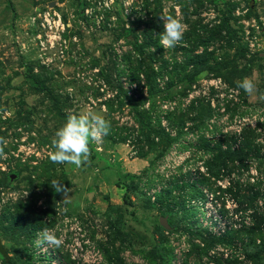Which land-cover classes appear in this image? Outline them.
<instances>
[{
    "label": "rangeland",
    "instance_id": "rangeland-1",
    "mask_svg": "<svg viewBox=\"0 0 264 264\" xmlns=\"http://www.w3.org/2000/svg\"><path fill=\"white\" fill-rule=\"evenodd\" d=\"M45 12L61 18V26L51 28ZM161 16L186 25L172 49L144 44L163 32ZM206 47L217 73L181 81L186 56ZM150 53H157L154 66L167 63L162 90L152 97L145 68L136 67L142 61L149 67ZM245 77L256 85L252 95L238 87ZM136 105L179 137L164 154L161 146L149 148ZM86 111L110 121L109 134L91 145L81 167L54 163L56 131L69 114ZM243 128H255L249 132L259 157L212 176L202 145L227 142ZM0 137L7 140L0 236L10 255L0 253V264H154L159 256L151 249L162 244L173 254L166 264L224 261L222 243L208 253L195 244H205L199 233L249 222L250 213L236 210L238 200L253 188L264 193V0H0ZM184 181L203 194L191 197L189 187L176 185ZM44 228L62 239L59 247L36 246Z\"/></svg>",
    "mask_w": 264,
    "mask_h": 264
},
{
    "label": "trees",
    "instance_id": "trees-1",
    "mask_svg": "<svg viewBox=\"0 0 264 264\" xmlns=\"http://www.w3.org/2000/svg\"><path fill=\"white\" fill-rule=\"evenodd\" d=\"M159 38L160 36L155 38L150 36L149 40L146 42L144 41V44H148L149 41L152 44H158ZM136 49H138L136 52H138L139 57L142 60H145L143 59L144 56L142 55L143 48L136 47ZM210 54L211 53L207 47L202 53H189L185 59L186 65L180 73L183 74V76L177 77H179L181 81L193 84L196 81L197 76L204 77L210 72L217 73L218 68L208 63L207 57ZM156 56L157 53H150L151 65H149V67H145V63L142 60H140L142 62L137 63L136 66L139 69L141 67H143V69L145 68V70L142 71L144 75L142 80L145 82V87L147 88V92L151 97L154 96L157 91L162 90L159 80L161 77H164L163 71L167 69V63L165 62H162L159 67H156L152 64L154 59L157 60ZM190 66L191 68H189ZM175 72L176 71H174V69L169 71V73L173 75ZM173 75L170 79L172 82H167L166 87H169V85L173 83ZM142 103H145V99L142 100ZM205 111L207 112L208 109ZM134 114L135 120L138 122L139 128L142 131V135L146 137L147 143L151 150L159 149V146H161L160 154H164L165 151H167L174 143L178 141V136H173L169 131L166 130L165 127L161 126L160 120H157L154 123V118L149 114V111L146 109H140V105L134 106ZM201 115L202 114L193 116L192 119L196 121ZM179 119L180 122L184 123L183 117ZM249 131L254 132L255 128H243L238 135L235 134L231 136L230 139L228 138L227 142L219 140L216 141V143H214L212 146L210 143L202 145V149L206 150L211 155V159L207 161V167L212 176L219 177L222 172H231V170L236 167H248L246 163L249 158L259 157L260 148L254 144L255 139H253L254 137L251 138ZM238 140L239 144L234 145ZM224 145H226V147H224ZM176 185L177 187L183 189L189 187L190 193L187 194H191V197H197V195L203 194V191L198 189L194 182L190 184L184 181L181 185L179 183ZM171 191L172 190L170 189L164 190V192ZM164 192L160 193L158 196H162ZM236 195L240 196L238 193ZM241 196L242 200H238L239 207L236 210L240 212L241 217H244L246 212L250 213L249 222L242 220L240 227L227 230L221 234H213L209 230H207L209 236H206L203 233L197 234L205 244H203V246L200 244H195V248H201L202 253H208V250L215 246L216 243H222V245L226 246V249L228 250V256L224 261H221L220 259L215 260L216 264H240L242 259L250 260V264H264V193L253 188L249 193H243ZM259 197L263 199L262 205H258ZM185 208L186 207L184 206L183 209ZM98 243L102 245V249L105 251V253H107L108 256H111L108 250L109 248H107L105 245L107 242L99 240ZM151 250L152 251L150 253L153 256H159V263L156 262L157 257H154V264L169 263L173 257L172 252L164 244L155 245ZM236 250H239L241 254L238 255ZM116 254V256L119 257L118 251Z\"/></svg>",
    "mask_w": 264,
    "mask_h": 264
},
{
    "label": "clouds",
    "instance_id": "clouds-1",
    "mask_svg": "<svg viewBox=\"0 0 264 264\" xmlns=\"http://www.w3.org/2000/svg\"><path fill=\"white\" fill-rule=\"evenodd\" d=\"M161 20L163 21V32L160 33L159 44L165 50L172 49L183 40L186 25L178 17L161 16ZM238 87L248 95L256 92L255 83L247 77L238 82ZM110 129V121L99 113L86 111L69 114L52 140L55 151L51 153L50 159L54 163L74 164L79 168L89 161L91 145L102 143ZM6 146L7 140L0 137V157L5 156ZM52 184L57 191L63 190V186L58 181H53ZM35 243L37 247L44 245L59 247L62 239L53 230L44 228L37 233Z\"/></svg>",
    "mask_w": 264,
    "mask_h": 264
},
{
    "label": "built area",
    "instance_id": "built-area-1",
    "mask_svg": "<svg viewBox=\"0 0 264 264\" xmlns=\"http://www.w3.org/2000/svg\"><path fill=\"white\" fill-rule=\"evenodd\" d=\"M51 14L50 12H45L44 13V20L50 24L51 23V19L54 20L53 26L51 25V28L55 27L58 28L61 26V18H57L55 15ZM44 25V24H43Z\"/></svg>",
    "mask_w": 264,
    "mask_h": 264
},
{
    "label": "water",
    "instance_id": "water-1",
    "mask_svg": "<svg viewBox=\"0 0 264 264\" xmlns=\"http://www.w3.org/2000/svg\"><path fill=\"white\" fill-rule=\"evenodd\" d=\"M54 4H55V2H52V5H54ZM0 253L3 254L7 260L10 259V255H9L6 247L3 244L1 236H0Z\"/></svg>",
    "mask_w": 264,
    "mask_h": 264
}]
</instances>
